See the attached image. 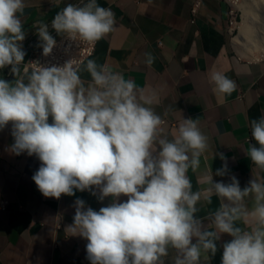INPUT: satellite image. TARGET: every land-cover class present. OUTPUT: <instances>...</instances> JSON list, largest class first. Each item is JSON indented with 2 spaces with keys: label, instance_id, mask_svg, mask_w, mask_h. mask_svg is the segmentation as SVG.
Listing matches in <instances>:
<instances>
[{
  "label": "clouds",
  "instance_id": "clouds-1",
  "mask_svg": "<svg viewBox=\"0 0 264 264\" xmlns=\"http://www.w3.org/2000/svg\"><path fill=\"white\" fill-rule=\"evenodd\" d=\"M59 3L60 0H53ZM26 0H0V68L10 65L17 74L23 60L24 38L17 13ZM60 9L51 26L69 39L93 43L114 26L110 8L97 0H77ZM42 55L56 40L47 25L36 22ZM145 63H152L145 53ZM81 64L90 79L80 76ZM29 68L31 70L29 71ZM26 74L14 83L0 78V128L11 121V150L35 154L41 163L31 179L45 196L58 198L76 190L99 188L98 200L111 196L106 206L93 210L76 198L67 231L87 238L86 257L91 264H201L202 254L215 255L221 234L220 264H264V115L249 121L251 137L246 153L257 169L241 187L234 175L213 180L208 169L205 187L193 191L186 175L196 170L207 147V138L192 118L179 123L171 139L162 136L161 117L150 105L151 94L137 89L132 79L94 59L47 66L29 62ZM219 94L231 93L232 79L219 71L209 76ZM51 116V122L48 117ZM215 169L227 173L223 153ZM121 194L126 200H117ZM215 194L219 207L207 225L197 202ZM237 221L243 222L241 227Z\"/></svg>",
  "mask_w": 264,
  "mask_h": 264
},
{
  "label": "crops",
  "instance_id": "crops-1",
  "mask_svg": "<svg viewBox=\"0 0 264 264\" xmlns=\"http://www.w3.org/2000/svg\"><path fill=\"white\" fill-rule=\"evenodd\" d=\"M192 1L97 0L113 12L114 26L96 41L86 59L109 66L132 79L144 94L153 95L150 107L161 117L160 135L171 139L184 118L196 120L207 147L198 168L190 167L186 173L193 191L205 187L203 176L208 169L213 180L228 181L229 175H234L244 187L257 171L246 149L256 143L249 121L264 115V57L247 59L231 48L226 0H201L191 18ZM68 3L81 6L77 0H26L25 8L17 13L24 32L19 42L25 53L23 60L38 43L36 22L46 24L49 34L54 32L51 20ZM145 53L151 54V64L145 63ZM21 62L17 74L10 71V65L0 68V78L14 83L24 75L27 82ZM212 71L234 81L231 93L214 90L209 80ZM79 74L85 83L90 79L83 64ZM48 120L51 122V116ZM12 143L9 121L0 128V200L6 201L0 210V264H91L86 257L87 238L67 231L73 221L74 201L80 198L84 207L98 210L111 202V196L98 200L99 188L90 186L95 187V193L74 188L71 195L45 197L31 179L41 161L34 153H13ZM219 153L228 166L223 177L215 174L224 162ZM126 198L121 194L117 202ZM219 204L215 194L202 198L194 215L207 225ZM237 223L246 227L241 221ZM230 238L221 234L215 255L202 254L201 264H220L221 242ZM172 254L170 250L164 264H171Z\"/></svg>",
  "mask_w": 264,
  "mask_h": 264
},
{
  "label": "built area",
  "instance_id": "built-area-1",
  "mask_svg": "<svg viewBox=\"0 0 264 264\" xmlns=\"http://www.w3.org/2000/svg\"><path fill=\"white\" fill-rule=\"evenodd\" d=\"M228 32L231 31L236 26V11L238 8L234 7L228 0ZM201 4V0H193L190 6L191 18L196 14L199 6ZM56 40V44L53 46L51 52L48 55H42L41 47L39 46V42L34 44L31 47V50L25 57V59L21 62V69L25 64L29 62H36L41 65L47 66L50 64L61 65L66 60L72 59L74 62H79L85 60L88 56H90L95 48V42L89 43L84 42L79 39H69L64 33H57L56 31L50 33ZM31 69V68H29ZM6 205L5 200H0V210L4 209Z\"/></svg>",
  "mask_w": 264,
  "mask_h": 264
},
{
  "label": "bare ground",
  "instance_id": "bare-ground-1",
  "mask_svg": "<svg viewBox=\"0 0 264 264\" xmlns=\"http://www.w3.org/2000/svg\"><path fill=\"white\" fill-rule=\"evenodd\" d=\"M234 7L242 10L238 26L236 44L251 58L264 55V0H228ZM261 29V32H254ZM260 31V30H259ZM254 53H258L255 56Z\"/></svg>",
  "mask_w": 264,
  "mask_h": 264
},
{
  "label": "rangeland",
  "instance_id": "rangeland-1",
  "mask_svg": "<svg viewBox=\"0 0 264 264\" xmlns=\"http://www.w3.org/2000/svg\"><path fill=\"white\" fill-rule=\"evenodd\" d=\"M236 26L235 28L230 32H228V37H229V41H230V45H231V48L241 57H244V58H247V59H253L251 58V56H249L248 54H246L235 42V36L238 35V26H239V23L241 22V19H242V10L239 8V10L236 11ZM260 30V31H259ZM254 32H261V29H257L255 30ZM255 56H258V53H254ZM261 57H264V55H260V57L258 58H261Z\"/></svg>",
  "mask_w": 264,
  "mask_h": 264
}]
</instances>
